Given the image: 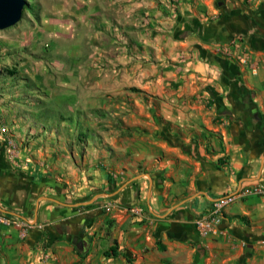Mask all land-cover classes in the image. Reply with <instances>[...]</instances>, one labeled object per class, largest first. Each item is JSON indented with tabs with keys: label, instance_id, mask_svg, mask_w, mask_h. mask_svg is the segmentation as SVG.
Returning a JSON list of instances; mask_svg holds the SVG:
<instances>
[{
	"label": "crops",
	"instance_id": "1",
	"mask_svg": "<svg viewBox=\"0 0 264 264\" xmlns=\"http://www.w3.org/2000/svg\"><path fill=\"white\" fill-rule=\"evenodd\" d=\"M33 2L17 51L0 32V217L34 223L0 224V264H264L238 194L264 185V0Z\"/></svg>",
	"mask_w": 264,
	"mask_h": 264
},
{
	"label": "built area",
	"instance_id": "2",
	"mask_svg": "<svg viewBox=\"0 0 264 264\" xmlns=\"http://www.w3.org/2000/svg\"><path fill=\"white\" fill-rule=\"evenodd\" d=\"M237 59L242 64H248L250 62V56L246 54H240ZM0 134L5 137L6 152L10 160H18L21 155V147L10 133L8 127L1 125ZM243 197L248 196H259L264 197V185H256L254 187H246L238 192ZM237 194V195H238ZM236 194L226 195L213 202L212 208L204 215L199 217L196 221L197 229L201 236L208 237L212 234L217 233L219 226L224 218V212L227 206L234 202ZM111 207H115L116 204L111 203ZM134 213L143 216L142 210H135ZM0 224L15 225L21 230V234L24 237L28 230L34 225L32 221L25 220H11L7 217H0Z\"/></svg>",
	"mask_w": 264,
	"mask_h": 264
},
{
	"label": "rangeland",
	"instance_id": "3",
	"mask_svg": "<svg viewBox=\"0 0 264 264\" xmlns=\"http://www.w3.org/2000/svg\"><path fill=\"white\" fill-rule=\"evenodd\" d=\"M27 6L24 8L21 21L15 26L8 28L4 31L10 34L9 43L13 46L14 51H17L19 37L24 36L25 33L32 32L36 25L39 24L40 8L33 2V0H27ZM2 41H0V44ZM14 68V67H13ZM17 70V68H15ZM11 70V69H10Z\"/></svg>",
	"mask_w": 264,
	"mask_h": 264
},
{
	"label": "water",
	"instance_id": "4",
	"mask_svg": "<svg viewBox=\"0 0 264 264\" xmlns=\"http://www.w3.org/2000/svg\"><path fill=\"white\" fill-rule=\"evenodd\" d=\"M27 0H0V31L18 24L23 16Z\"/></svg>",
	"mask_w": 264,
	"mask_h": 264
},
{
	"label": "trees",
	"instance_id": "5",
	"mask_svg": "<svg viewBox=\"0 0 264 264\" xmlns=\"http://www.w3.org/2000/svg\"><path fill=\"white\" fill-rule=\"evenodd\" d=\"M7 73H8V75L11 76V77H13V76L19 77V75H20L19 72H18L15 68H13V69H11V70H10V69L7 70ZM219 161H220L219 163L222 162L221 160H219ZM105 255H106L107 257H110V256H117L116 249H115V248H112L111 250L105 252Z\"/></svg>",
	"mask_w": 264,
	"mask_h": 264
}]
</instances>
